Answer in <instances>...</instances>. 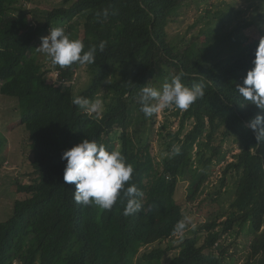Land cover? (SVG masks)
I'll use <instances>...</instances> for the list:
<instances>
[{
	"label": "trees",
	"instance_id": "trees-1",
	"mask_svg": "<svg viewBox=\"0 0 264 264\" xmlns=\"http://www.w3.org/2000/svg\"><path fill=\"white\" fill-rule=\"evenodd\" d=\"M32 1L0 0V96L15 101L14 124L27 134L33 169L29 184L16 182L24 197L0 222V264H162L172 251L167 264H237L225 262L223 239L243 230L249 240L241 264H264V144L248 127L264 112L244 104L234 88L264 38V30L245 18L251 2L240 8L235 0H62L36 13L27 10ZM104 9L107 18L97 17ZM187 9L196 14L194 24L170 40L168 28ZM77 17L79 34L69 25ZM65 25L86 47L108 42L95 64L83 65L87 82L77 92L73 74L83 66H53L36 49L51 27ZM250 29L257 37L246 33ZM50 72L57 73V83H49ZM161 72L163 83L183 72V82L203 83L206 95L187 111L170 109L178 128L172 132L165 119L160 159L152 163L141 158L145 140L135 142L127 131L133 119L145 122L141 87L156 83ZM73 95L102 98L106 110L89 115L72 105ZM86 137L121 149L134 165L129 183L145 194L141 212L124 216V203L112 211L75 203V184L64 182L60 157ZM227 142L238 145L229 162L221 152ZM5 143L0 131V152ZM173 145L181 146L179 155H171ZM195 147H202L198 160L191 156ZM220 162L226 164L219 189L196 208L206 222L189 227L174 246V226L185 217L179 183L186 180V193L194 197L212 163ZM230 191L229 205L219 208Z\"/></svg>",
	"mask_w": 264,
	"mask_h": 264
},
{
	"label": "clouds",
	"instance_id": "clouds-1",
	"mask_svg": "<svg viewBox=\"0 0 264 264\" xmlns=\"http://www.w3.org/2000/svg\"><path fill=\"white\" fill-rule=\"evenodd\" d=\"M107 18L108 10L98 12L97 17ZM106 40L86 47L80 38H73L65 27H51L49 34L41 37V44L36 48L53 66L60 68L70 67L74 64L93 65L96 62L97 52H103L107 46ZM252 67L247 70L242 83L235 84V92L242 101L255 105L264 112V38H261L251 61ZM184 73L173 76L160 87L144 85L141 87L139 99L140 111L145 118L164 109L176 108L187 111L205 95L203 83L186 85L183 82ZM72 105L78 107L89 115L102 116L105 102L102 98H90L83 95H73ZM257 144H264V114H257L248 123ZM180 145H173L171 155H179ZM61 161H66L63 180L67 184H75L73 200L85 206H95L104 211H112L118 203H124L123 215L130 216L143 209L144 192L133 180L134 165L128 161L119 148H110L107 144L96 139L84 138L71 148L61 153ZM197 225L191 218L185 216L174 226V233L183 235Z\"/></svg>",
	"mask_w": 264,
	"mask_h": 264
},
{
	"label": "rangeland",
	"instance_id": "rangeland-1",
	"mask_svg": "<svg viewBox=\"0 0 264 264\" xmlns=\"http://www.w3.org/2000/svg\"><path fill=\"white\" fill-rule=\"evenodd\" d=\"M222 1L223 0H216L215 2L220 3ZM235 1L236 7L240 8L245 7L244 5L246 3L250 4L251 2L253 6V9H251L253 11L248 10L245 18L250 21L253 20L256 26L264 30V3L262 2V0ZM61 2L62 0H33L32 3L27 4L26 6L27 10L36 11V13H39L45 10H49L54 6L61 4ZM195 16L196 14L193 9L185 10L183 14L178 17L176 22H174L168 28L167 32L170 40L171 37L175 36V34H183L188 29V26L194 24L193 21ZM81 21L82 19H80V17H77L71 22V24H69L70 26L76 28L77 34H79L82 29L83 23ZM199 26L200 25H197L194 28L195 32L198 30ZM65 29L69 33L73 32L71 30H68L67 25H65ZM246 33H248L251 38L257 37L256 35H254L255 32H253V30L251 31V29ZM188 37L189 36H187V38ZM40 44L41 42L38 43L39 46ZM76 72L73 74V81L75 80V77H78V80L75 81L74 86V89L77 92L87 82L86 67H81L78 70L77 76ZM164 76L166 75H164V73L162 75L161 72V76L156 78V83H151L150 85L160 87L163 84V80H165ZM47 77L49 83H57L56 72L47 73ZM170 109L171 108L164 109L161 112L154 114L151 118H144L145 122L143 124L141 123L142 119L137 122L136 119H133L130 127L128 128L127 132L132 136V138H134L135 142H137L138 140H145V146L142 148L144 149V152L141 155V158H143L144 160L146 158L148 162H151L152 160V163H154L159 161L160 159L159 153L161 151V141L158 140V133L165 119L169 120L168 125H170V130L172 132H175L178 128V119H175L169 115ZM15 111V101L0 96V131L6 140L5 146L0 152V222L6 220L9 217L13 202L24 197V194H21L17 191L16 182H19L21 184H29L33 172V169L31 167V154L28 146L29 142L27 134L21 126L14 124L17 120V114ZM200 150H202V147H195L193 149L191 154L192 160L199 159V155L197 152ZM221 152L225 153L226 160L227 162H229L232 159V154H236L238 152V145L227 142L222 146ZM206 154H210L209 150H206ZM225 164L226 163L223 162H220L216 165L215 163H212L214 167H212V169L208 173V177L194 197H190L186 193L188 188V183L186 180H183L179 183L181 187L178 191L177 199L181 204L184 215L190 217L191 221L197 226L198 224L206 222V217L205 215H202L203 213L201 214L199 211H197L196 208L199 206V203L202 200L206 199V197L209 196L208 194H213L219 189L221 169ZM232 182L233 180L228 181V184H230V189ZM232 197L233 196L231 195V191L229 194L223 196L219 208L226 209ZM204 206H208V202H206ZM245 234L246 230H243L242 232L234 231L224 237L223 242L226 246L225 262H237V264L242 263L243 256L247 252V244L249 240V238L245 236ZM181 236V234H177V237H175V239L172 240L171 243L174 246L177 245ZM167 242L168 241H164L161 246L165 247ZM154 247L156 246L149 247L147 251H150ZM172 254L173 251L165 257V260L162 261V264H167Z\"/></svg>",
	"mask_w": 264,
	"mask_h": 264
}]
</instances>
